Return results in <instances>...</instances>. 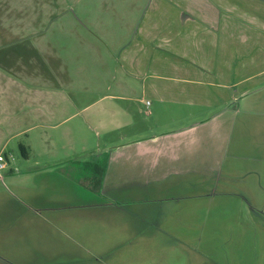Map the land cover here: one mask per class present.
Listing matches in <instances>:
<instances>
[{"label":"crops","instance_id":"crops-1","mask_svg":"<svg viewBox=\"0 0 264 264\" xmlns=\"http://www.w3.org/2000/svg\"><path fill=\"white\" fill-rule=\"evenodd\" d=\"M180 1L177 2L179 5ZM183 1L197 2L198 8L201 5L208 7L212 2ZM27 2L28 7L45 10L53 7L67 9L71 3L68 0H26L25 3ZM214 2V9H217L215 16L221 22L238 25L240 20L254 19L252 12L255 9H263L261 16L264 17V0ZM77 3L79 4L78 0ZM177 3L166 0V7L177 8ZM159 4H163V0ZM161 6L164 4H157L155 8L159 9ZM0 8L8 9L11 6L7 0H0ZM184 19L182 26L191 18ZM172 25L174 24L169 27ZM21 32V28H16L8 32L9 36H0V53H3L0 56V153L8 156L7 168L0 181L4 182L0 186V200L2 196H7V200L13 205L12 230L16 234L15 239L21 242L26 239L28 247L38 245L34 249H38L39 257H51L45 255L47 243L52 238H45L46 229L49 228L60 234L52 242L60 246L67 244L69 246L66 247L70 248H62L58 256L79 257L78 248H89L87 253L91 257L79 259L105 263L108 253L116 254L120 250L123 252L124 243L120 239L102 251L95 248L94 243L86 242L84 237H80V233L96 232L95 222L100 229H116L115 233L119 238L122 232H130L135 235L130 238L131 242L138 241L137 238L146 230L138 224L145 222L146 217L159 216L157 218L164 219V213L148 205L162 202L169 203L167 207L171 208L169 206L173 201L207 196L212 185L225 182L233 170L253 169L251 166L255 161L264 165V148L260 157L248 145L254 134L264 139V81L258 83L261 88L253 92L245 90L235 96L239 86L254 78V75L264 73V68L243 79L239 77L240 73H249L250 68L240 69L234 64L238 50L232 42V36H107L103 42L108 55L112 57L118 51L122 57L119 62L131 64H122L115 69L119 73L116 77H111L113 84L106 85L107 92L78 111L79 102L75 97L74 87H69L70 90L62 88V81L58 76L54 78L55 85L36 84L31 82L29 75L27 79L30 81L26 80L24 65L16 72L20 66L19 56L40 54V49L32 46L31 36ZM16 45L21 52L14 54ZM87 45L92 46L90 42ZM191 47L201 53L209 48L213 51L216 49L218 55L225 53L230 60L225 67L219 68L201 65L177 68L178 72L188 74V77L168 78L157 74L166 68L163 60H166L169 67L167 70L175 71L176 66L168 64L167 59L181 51L186 52ZM12 50L13 54L10 53ZM149 72L152 74L148 75ZM158 78L191 84L202 91L209 88L211 92L207 98L203 96L204 93L201 96L200 91L199 95H189L184 90L177 91L172 84L151 83V87L146 86L147 79ZM112 86L115 87V92H111ZM148 88H151L153 100L161 106L163 112L157 115V109L151 108L152 103L149 105L146 102L145 105H149L151 109H145L143 114L153 118L155 129L145 127L146 134L127 141V134L134 132L136 128V134L143 129V118L136 121L141 109H134L133 106L142 103ZM212 88L225 92H214ZM230 90H234V96L229 95ZM259 92L263 95L257 97ZM253 93L255 96H250ZM114 100L123 102V112H116L117 106L110 103ZM104 101H109L110 104L103 109V113L80 114L86 108ZM190 101L205 107L204 114L201 119L197 117L192 123L176 127V119L189 122L195 118V113L186 108ZM162 126H166L165 130ZM121 129L126 130L127 134L121 135L116 143L103 141L102 147H96L95 134L97 137L107 136ZM96 148H99L97 153ZM251 172L253 170L249 171ZM93 184L98 187V199L91 192ZM102 197L107 202H102ZM115 202L120 207L115 206ZM173 206L184 208L186 204L184 202ZM113 213L118 215L120 226L110 227ZM20 218L25 223H20ZM185 228L182 223L175 227L167 224L164 228L157 225L155 232L165 234V242L158 243L160 248L190 249L194 243L184 235ZM175 233L181 235H174ZM124 242H127V238ZM137 261L139 264H221L217 259H196L192 262L186 258L161 261L147 257ZM119 263L123 264L121 259Z\"/></svg>","mask_w":264,"mask_h":264},{"label":"rangeland","instance_id":"rangeland-1","mask_svg":"<svg viewBox=\"0 0 264 264\" xmlns=\"http://www.w3.org/2000/svg\"><path fill=\"white\" fill-rule=\"evenodd\" d=\"M7 1L11 8H0V36H9L10 30L21 28L23 30L21 33L31 36L32 46L40 49V54L29 53L19 56L18 64L20 66L17 67L16 72L20 68L22 69L24 65L26 80L30 81L27 79L29 75V78H32L31 82L36 84L47 83L48 85V83H52L51 85H55L54 78L58 76L62 81L60 83L62 88L68 90L69 87H74V94L79 102L78 111L107 92L106 85L113 84L111 77H116L119 73L118 71L115 72V69L122 64L126 66L131 64L119 62L122 57L118 51L112 57L108 55L103 42L107 36H232V42L238 50L234 64L238 65L237 67L240 69L242 67L250 68L248 69L250 70L249 73H240L239 77L243 79L264 68V17L261 16L263 9H255L252 12L254 19L240 20L238 25H232L229 22L218 21L217 16H215L217 9H214L216 6L214 0L209 3L208 7L201 5L200 8H198V3L193 1L188 3L181 0L182 7H186L182 8L177 3L179 0H167L179 5L172 9H167L166 0H163L164 6H161L164 8L159 7V9L155 6L157 4L163 5L159 4L162 0H105V2L104 0H78L79 4L77 0H68L71 3L67 9L53 7L47 10L28 7L29 3H25L26 0ZM59 4L57 3V5ZM185 11L187 14H183ZM222 13H225L224 10ZM184 18L191 19L190 21L186 20L185 25L182 26ZM171 24L174 25L169 27ZM223 38L225 39V37ZM88 42L92 44L91 47L87 45ZM14 48V52L12 50L10 53L21 52L17 50V45ZM216 51V49L213 51L209 48L201 53L196 51V48L191 47L186 52L181 51L167 59L168 64L176 66L175 71L167 70L169 67L166 65V60H163V65L166 68L161 69V72L157 74L168 78H182L188 77V74L178 72L177 68L188 65L193 67L197 65L225 67L230 57L226 56L225 53L218 55ZM2 54L0 53V56ZM109 54L112 55L111 52ZM151 74L148 73V75ZM262 81H264V73L258 76L254 75V78L248 79L247 82L238 87L235 96L237 97L245 90L253 92L255 89L261 88L258 83ZM145 82L146 86L151 83L153 85L172 84L177 91L184 90L189 95H199L200 91L201 96L204 93L203 96L207 98L211 92L209 88L202 91L191 84L179 81L174 83L166 78L147 79ZM145 82L143 81L142 84L144 85ZM130 83L135 89L133 83ZM114 88L112 86V90ZM212 90L225 92L216 88H212ZM111 92H115V90ZM229 95L234 96V90H230ZM262 95L259 92L257 97ZM139 96L141 97V94ZM250 96L254 97L255 94ZM146 102L149 105L152 103L151 108L157 109V115L162 114L163 109L153 100L151 88H148L143 95L142 103L133 106L134 109H141V114H137L136 121L143 118L141 123L143 129L137 134V128L130 134L125 133L126 130L124 129L115 130L107 136L97 137L95 134L96 147H102L103 141L116 143L119 137L124 134H127L126 138L129 141L128 139H134L137 135L146 134L147 129H155L153 118L143 114L145 109H151L149 105H145ZM110 103L117 106L116 112H123V102L114 100ZM110 103L109 101L98 102L80 114L103 113V109L109 107ZM186 108L195 113V118L189 122L176 119L174 124L176 127L180 124L192 123L197 117L201 119L205 109V107L195 104L194 101H190ZM240 116L238 115L239 118H241ZM162 127L165 130L166 126ZM98 131L101 134V131ZM248 145L257 156H262L264 139L261 136L252 135ZM97 151L99 148H96V153ZM252 163L253 169L242 170L239 168L233 170L234 172L225 182L212 185L207 196L198 199L190 198L188 201H173L169 206L171 208L167 207L169 203L162 204V202L156 203V205H148L158 208L164 213V219L157 218L159 216L146 217L145 222L142 221L138 224L142 229H146L144 234L141 233V237L137 236L139 237L137 238L138 241L131 242L130 238L135 235H131L130 232L123 233L121 229L122 233L119 238L118 234L115 233L116 229L103 230L102 227L101 229L98 228L95 222L96 232L80 233V237H84L86 242L94 243V247L100 248L102 251L109 247V244L120 239L124 243L123 252L120 250L116 251V254L114 252L108 253L105 257V263H98L99 260L93 259H79L80 257H91L87 253L89 248H78L79 253L77 255L79 257L58 256L62 248L67 250L70 248L66 247L69 246L67 244L60 246L52 242L54 237H60V234L49 228L46 229L45 238H52L49 240L50 243H47L45 255L51 257L49 259L48 257H39L38 249H34L38 248V245L28 247L26 239L22 242L15 239L16 234L12 230L13 213L11 210L13 205L7 200V196H2L0 200V264H120V259L123 264H139L137 259L147 257L161 261L186 258L192 262L196 259H217L221 264H264V165L258 161ZM250 170L253 172L249 173ZM4 174L5 172L2 171V177ZM3 184L4 182H0L1 187ZM79 188L85 190L81 186ZM97 188L96 184H93L91 191L96 194V199L99 198ZM101 199L102 202L106 201L104 197ZM184 202L186 204L184 208L173 206V204ZM113 204L120 207L117 202ZM182 218L184 220H181ZM20 219L22 220L17 221L25 223L23 218ZM181 223L186 227L183 230L184 235H187L188 240L194 243L193 246L187 250L179 248L161 249L159 244L165 242V234L155 232L157 225L164 228L167 224L175 227L180 226ZM120 224L118 215L113 213L110 219V227H117ZM174 235L181 234L175 233ZM125 238H127L128 243L124 242ZM174 240L177 239L174 238ZM151 264L155 263L152 262Z\"/></svg>","mask_w":264,"mask_h":264},{"label":"built area","instance_id":"built-area-1","mask_svg":"<svg viewBox=\"0 0 264 264\" xmlns=\"http://www.w3.org/2000/svg\"><path fill=\"white\" fill-rule=\"evenodd\" d=\"M9 158H11V156H9ZM7 164H8V156H6L4 153H0V181L3 178L1 173L7 168Z\"/></svg>","mask_w":264,"mask_h":264}]
</instances>
